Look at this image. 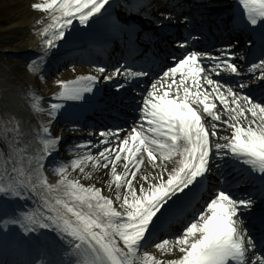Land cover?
<instances>
[{"label": "snow or ice", "instance_id": "obj_1", "mask_svg": "<svg viewBox=\"0 0 264 264\" xmlns=\"http://www.w3.org/2000/svg\"><path fill=\"white\" fill-rule=\"evenodd\" d=\"M237 6L238 24L255 33L249 46L261 53L245 71L264 82V0H238ZM31 7L48 14L51 23L40 32L43 51L29 68L46 63L60 48L71 50L78 40L121 44L129 53L126 63L111 72L98 66L100 75L57 81L61 90L51 98L50 116L68 107L108 104L98 100L101 80L113 84L115 106L131 82L151 75L143 67L133 70L139 28L117 14L122 8L128 16L148 15L150 0H45ZM166 19L171 22V15ZM184 23L195 29V17H185ZM221 23L233 26L231 21ZM199 39L190 34L181 41L182 54L171 55L170 65L142 88L133 126L107 128L97 133V143L77 144L99 152L73 159L71 167L83 172L92 162L110 168L114 199L101 188L68 179L63 163L53 168L62 178L54 185L48 182L43 172L60 138L52 137L47 126L43 149L35 155L17 147L19 140L7 144L10 156L0 168V264H264V238L257 239L249 223L264 204V100L252 97L244 79L224 84L213 79L240 77L236 53L232 45L211 53L196 50ZM221 127L230 134L218 136ZM146 162L153 171L138 178ZM118 165L122 174H117ZM228 169L235 174H227ZM213 171L219 174L213 185L217 190L210 192L205 182ZM244 185L255 190L234 194V186ZM259 229L264 233V214ZM151 245L166 253L178 250L180 256L159 260L144 250Z\"/></svg>", "mask_w": 264, "mask_h": 264}, {"label": "bare ground", "instance_id": "obj_2", "mask_svg": "<svg viewBox=\"0 0 264 264\" xmlns=\"http://www.w3.org/2000/svg\"><path fill=\"white\" fill-rule=\"evenodd\" d=\"M31 2L32 1L29 2L28 0H6L5 7L14 13L15 20L11 21L5 27H0V46H2V48L8 46L5 50L2 49L4 53L13 51L22 52L28 49L38 53L43 51L40 32L47 24L51 23V21L46 13H42L38 16L31 12ZM223 3L224 2L220 0L211 1V4H216L218 7H224ZM52 57L53 55L50 56V59ZM4 63L5 62L0 58V141H3L6 146V144H11L9 138H15V133L13 131L5 132L2 124V119L7 118V113L12 112L19 121L18 134H20L21 143L29 144L31 138L28 137L32 136H35L33 138L40 141V143L31 145L32 149H34V153L37 154L38 150H41L40 145L43 144V140L47 137L43 134V131L40 133V129L43 127L38 123V119L41 116L40 113H38L39 107L37 105V98L26 90V86L31 81H34V77L29 73L18 74L12 69H9ZM56 94L57 92H54L52 96L54 97ZM69 104L72 103L69 102ZM70 108L72 107H68L66 111H63L64 114H68ZM46 116H49V114ZM9 156L10 154L5 151L0 154V168L4 166L5 160L8 159ZM147 165L148 164L144 167H148ZM85 168L89 170V174L84 176V178L92 181V183L87 182L86 184L98 188L103 187V193L114 199L116 195L115 183L113 182V177L109 169L95 166L92 163H89ZM142 169L143 166H141V170ZM77 173H80L78 168H75V170L71 172V174ZM151 173L152 171L149 173L139 172L137 173V177L140 178L144 175H150ZM47 180L53 185L58 183L52 179ZM133 183L136 184L137 181H133ZM110 184L113 189L112 191H109ZM124 191L125 189H122L121 194H123ZM116 204H118V202H115L114 206H116ZM29 206L32 205L29 203ZM163 261H167V259Z\"/></svg>", "mask_w": 264, "mask_h": 264}, {"label": "rangeland", "instance_id": "obj_3", "mask_svg": "<svg viewBox=\"0 0 264 264\" xmlns=\"http://www.w3.org/2000/svg\"><path fill=\"white\" fill-rule=\"evenodd\" d=\"M29 2L30 1H41V0H28ZM5 2L6 0H0V27H5L7 26L11 21L15 20V17H14V13L5 7ZM30 10L31 12H33L34 14H38V12H35L32 10V8L30 7ZM8 46H4L2 48V46H0V50L1 49H6ZM0 57L2 59V61H4L5 63H7L9 65V68H11L13 71L17 72L18 74H25V73H28L26 72L25 69H23L21 67L19 63V61H22V60H12L10 59V57L7 55V54H4V53H0ZM25 63V61H22ZM6 64V65H7ZM42 87H45V86H48V89H50L51 86H49L46 82H42Z\"/></svg>", "mask_w": 264, "mask_h": 264}]
</instances>
